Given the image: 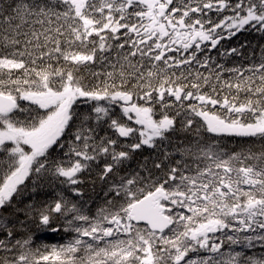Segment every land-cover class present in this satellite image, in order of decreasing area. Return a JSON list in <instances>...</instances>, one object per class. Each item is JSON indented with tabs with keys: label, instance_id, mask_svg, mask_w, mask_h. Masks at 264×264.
<instances>
[{
	"label": "snow or ice",
	"instance_id": "1",
	"mask_svg": "<svg viewBox=\"0 0 264 264\" xmlns=\"http://www.w3.org/2000/svg\"><path fill=\"white\" fill-rule=\"evenodd\" d=\"M242 31L264 40V0H0V264H264V43L221 45ZM85 178L94 215L66 194Z\"/></svg>",
	"mask_w": 264,
	"mask_h": 264
},
{
	"label": "trees",
	"instance_id": "2",
	"mask_svg": "<svg viewBox=\"0 0 264 264\" xmlns=\"http://www.w3.org/2000/svg\"><path fill=\"white\" fill-rule=\"evenodd\" d=\"M245 42H250L253 46L258 43H264V40L260 39L259 34L251 33V32H240L236 36L232 37L230 40H222L221 45L223 47H238L240 44ZM215 55V52L213 53ZM232 61L229 60V63ZM211 136L212 134H208ZM222 143L227 145L229 149L238 148L240 146H244L247 144L248 146H253L255 148H259L260 143L258 140H253L252 138H241L234 136H225ZM144 155H148L146 151ZM83 191L82 197H77L71 192H67L66 194L69 198L75 203L87 202L86 207L90 208L91 214H95L96 208L103 204V193L101 191L102 185L99 182H96L95 185L91 182L90 178H85L84 184L80 185ZM63 186L56 185L54 188H48L47 186L40 190L39 195L35 197V201H44L50 199L55 192L63 191ZM35 235V244L37 246L43 244H65L72 240L75 236L73 232H64L63 230L59 232H50V231H36L33 229ZM219 235V234H217ZM87 239V238H85ZM225 251L228 250L227 245L225 246ZM239 250V249H237Z\"/></svg>",
	"mask_w": 264,
	"mask_h": 264
}]
</instances>
